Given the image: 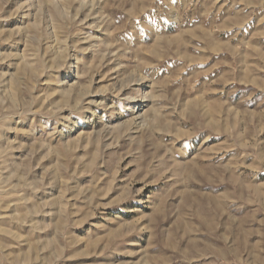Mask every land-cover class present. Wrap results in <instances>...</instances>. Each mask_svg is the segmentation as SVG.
I'll list each match as a JSON object with an SVG mask.
<instances>
[{
  "label": "rangeland",
  "instance_id": "374dc122",
  "mask_svg": "<svg viewBox=\"0 0 264 264\" xmlns=\"http://www.w3.org/2000/svg\"><path fill=\"white\" fill-rule=\"evenodd\" d=\"M0 264H264V0H0Z\"/></svg>",
  "mask_w": 264,
  "mask_h": 264
}]
</instances>
